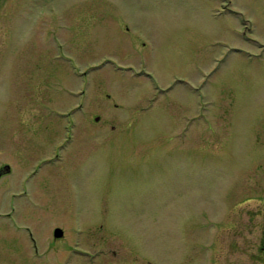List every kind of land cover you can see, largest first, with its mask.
Returning a JSON list of instances; mask_svg holds the SVG:
<instances>
[{
  "label": "rangeland",
  "instance_id": "1",
  "mask_svg": "<svg viewBox=\"0 0 264 264\" xmlns=\"http://www.w3.org/2000/svg\"><path fill=\"white\" fill-rule=\"evenodd\" d=\"M0 162V264H202L264 202V0H0Z\"/></svg>",
  "mask_w": 264,
  "mask_h": 264
},
{
  "label": "flooded vegetation",
  "instance_id": "2",
  "mask_svg": "<svg viewBox=\"0 0 264 264\" xmlns=\"http://www.w3.org/2000/svg\"><path fill=\"white\" fill-rule=\"evenodd\" d=\"M106 96L109 98V93H107ZM96 118L98 119V116ZM75 126V124L70 122L68 125H65V128L62 129V138H64L65 141L71 142L73 140L76 133ZM54 152L55 154H58L57 151L54 150ZM12 170L13 168L9 163L0 162V182L2 181V178L8 173L12 172ZM30 172L31 170L26 169L19 177V190L25 191L26 185L29 186ZM33 173L34 172H32V174ZM5 190L8 189L3 187L1 188L0 192ZM17 190L9 189L8 194L10 196H14L16 193L15 191ZM17 192L18 196L21 195L19 191ZM5 203V205L14 208V210H16L18 207V204H13L12 198H7ZM28 205L30 206V202ZM11 208L9 211L5 212L7 217L11 216ZM226 208L225 219L218 222L221 225H218L217 223L215 226H213L215 228L218 227V229H213V232L211 230V233H208L210 236L208 237L209 242L202 244L207 248L205 257L201 259L202 264H221L220 258L216 257L217 251H215V249L218 251L219 249L225 250L223 252L225 256L223 259V264H264V202H258L255 204L227 205ZM11 223H14V221L12 220ZM64 225L65 224L63 223L54 224L52 226V229L50 230L52 239L50 242L55 243L57 240L60 241L68 238V241L64 240L62 242L63 251L61 252V255L58 259H62V264H70L69 261L71 260V255L69 254H71L73 250L77 249L72 248V236L69 237L66 235ZM55 229H59V231L57 232ZM26 230L32 241L31 246L35 252H37L39 247L37 244V239L34 237L33 232L28 227ZM56 232L58 234H56ZM197 244L200 243L197 242ZM80 251L82 252V250ZM86 254L89 253L86 251ZM45 260L47 263L48 261L46 258ZM58 263L61 264V260L55 262V264ZM47 264L51 263L49 262Z\"/></svg>",
  "mask_w": 264,
  "mask_h": 264
},
{
  "label": "water",
  "instance_id": "3",
  "mask_svg": "<svg viewBox=\"0 0 264 264\" xmlns=\"http://www.w3.org/2000/svg\"><path fill=\"white\" fill-rule=\"evenodd\" d=\"M55 230H56L57 232L59 231V229H55ZM57 232H56V234H58Z\"/></svg>",
  "mask_w": 264,
  "mask_h": 264
}]
</instances>
